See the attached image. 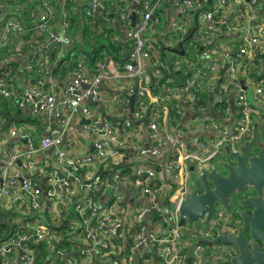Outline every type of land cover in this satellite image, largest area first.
<instances>
[{
	"label": "built area",
	"instance_id": "obj_1",
	"mask_svg": "<svg viewBox=\"0 0 264 264\" xmlns=\"http://www.w3.org/2000/svg\"><path fill=\"white\" fill-rule=\"evenodd\" d=\"M39 1L43 11L36 14L37 19L27 31L20 23L21 16L14 13L6 15L0 0V96L12 99L16 107L27 112L52 115L59 124V129L44 134L38 143L25 130L18 127L9 129L10 137L25 139L24 149L16 146L8 149L0 138V211L6 207H16L23 214L22 219L12 221L15 225L0 240V257H3L0 264H219L225 260V254H232L231 246L197 241L200 237L208 240L214 238V227L225 224L223 213L217 212L208 226H190L178 208L181 199L190 191V182L191 188L193 186L189 174L198 172L204 165L211 167L212 161L219 158L226 146L235 151L237 145L249 136L253 112L248 94L258 102L264 97V83L248 75L252 66L245 62L242 75L237 79L240 66L226 60V54L213 57L211 51L203 50L202 65L192 78H185L180 87L168 91L164 96L152 94L145 80V61L150 57L149 38L145 32L149 23L159 22L154 14L165 0H130L138 9H129L126 3L121 6V26L131 41L124 71L109 66L105 60L99 66L98 74L88 79L81 72V62L77 61L72 78L66 85L67 95L56 101L52 93L40 88L44 83L42 77L52 76L48 66L49 48L52 43L66 46L71 39L67 35L68 23L65 20L58 22L56 28L47 30L52 26L49 23L54 19L53 11L49 0ZM106 1L88 0L86 17H100L108 21ZM255 1L249 0L251 3ZM26 2L32 3L33 0ZM201 2L205 0H170L179 15L187 12L197 15L196 9L200 8ZM215 2L200 14L205 28L215 30L222 27L233 33L240 30L238 21L231 25L226 16L216 15L225 6L226 0ZM132 13L137 19L133 25ZM34 15L35 11L32 10L30 16ZM176 28H182V24L170 20L165 32ZM30 31L34 37L44 35V41L38 45L27 43L33 48L30 54L32 60L19 57L24 62V74L32 77L29 85L20 88L17 87V76L12 71L13 63L19 59H15V54L19 52L12 54L9 49L13 39ZM194 37L203 46L207 44L201 33L194 34ZM176 41L177 37L168 39L164 44L173 46ZM243 43L238 49L239 56L261 52L259 35L246 36ZM227 62L225 73L233 89V110L224 122L206 118L203 124L198 125L199 138L191 149L183 138L187 132H180L184 110L177 109L178 119L172 117L169 100L191 91L200 95L213 94L222 77L219 72ZM121 75L132 81L126 91L135 95L132 117L111 121L105 116H96L88 103L98 100L102 84ZM229 90L227 87L225 95L215 99L218 102L227 99ZM119 96L123 95L119 93ZM63 107L68 109V114L62 112ZM123 109L127 113L130 111L127 106ZM197 111L205 114L207 104L199 105ZM72 116L89 119V122L82 124V129L92 140V151L83 157L69 159V144L64 142V133ZM115 122L121 128L116 127L118 124ZM133 122L137 123L142 135L144 131L141 130H145L150 141L148 145L136 140L137 136L128 131ZM49 148H52V152L43 155L45 162L41 165L46 169L44 175L48 177L45 187L40 184L42 180L36 178L31 159L36 153ZM97 159L105 164L101 171L95 163ZM153 161L158 166L157 170L148 167ZM93 165L96 170L92 177L79 176L80 167L93 168ZM101 172L105 175H101ZM169 182L175 188L167 195ZM127 183L134 188L137 200L144 203L133 207L129 222L123 207V187ZM103 192L108 194L104 206L98 203ZM25 196L29 199L28 211L21 207ZM61 203L68 205L71 222H66L67 213L60 209ZM147 212L150 213V220L145 217ZM155 223L164 225L166 231L156 232ZM150 224L153 229H150ZM126 239H130L128 246ZM150 254L152 257H147ZM189 257L191 263L187 262Z\"/></svg>",
	"mask_w": 264,
	"mask_h": 264
},
{
	"label": "crops",
	"instance_id": "obj_2",
	"mask_svg": "<svg viewBox=\"0 0 264 264\" xmlns=\"http://www.w3.org/2000/svg\"><path fill=\"white\" fill-rule=\"evenodd\" d=\"M53 0H51L52 2ZM56 1V0H55ZM61 5L66 4V6H70L74 3V0H58ZM88 0H76L77 5H81L82 7L77 8L78 12L82 13V16L84 15V27L82 26V31L85 33L87 32V27H92L96 31V35L98 39L95 40V38L92 35H88L85 38L90 40V42H93L94 44L97 45L100 41L103 42V48L102 52L99 54H95L96 57L90 61L89 58L86 57L85 53L83 55H76L78 50L73 49L74 46H64V51L60 50L58 52V60L54 61V67L55 70L58 69V72H55V74L51 77L49 76H43L42 80L44 81L41 89L52 93L56 101H60L63 97H65L66 94V85L70 82L72 78V72L75 67V63L77 61H80L82 64L81 72L88 78L92 79L96 74H98L99 71V66L103 61L108 62L109 66H113L115 69H118L119 71H124V64L129 60L128 58V53L129 50L126 49L124 50L123 48L120 49L119 55L125 54L124 59L122 58H115L113 55V52L111 50V45L116 42V41H121L122 46L125 40H127V36L125 33V29L121 26V21L122 17L119 16H113L112 14L109 16L111 17L108 21L102 20L100 17H86L85 15V7L87 5ZM120 0H107L106 4L108 2V6L110 5L109 3H116L117 6L120 9V14H121V6ZM57 2V1H56ZM212 6L216 4L215 0L210 5ZM209 5V6H210ZM208 6V8H209ZM211 6V8H212ZM54 19L51 21L52 27L58 26V22L65 20L68 23L67 20V12L65 11V6L58 7L57 4H52L50 5ZM207 8V9H208ZM160 10V16H159V22L158 23H149L147 29H146V36L150 39V44H149V51H150V57L145 61V80L147 84L151 85V78L152 75L149 72V68L154 65V63H161V60L159 59L158 56V45L156 44V39L158 37L162 38V33L166 31V27L168 26L170 20H174L180 24H182V30L185 31V29H188L189 27L192 26L195 21L198 20V22L202 23L201 28L204 31H207L205 28V25L202 21V15L199 19H197L196 14L194 13H186L179 15L175 12V9L173 5L170 4V0H165L161 3V7H159L156 12ZM206 9V10H207ZM109 10V9H108ZM133 15V13H132ZM135 15V14H134ZM218 16H226L228 22L233 25L237 21L240 23L241 28L240 30H236L235 33L226 31L224 28L219 27L218 29L215 30H208L209 31H215L214 33L211 34V37H209V43L208 47L209 49H204V46H200V51L201 53L198 52V49L196 44L190 43L187 45H184L185 49L189 52L188 56L182 57L179 62L183 63H173L172 69L169 70V77H167L168 81L172 84L178 79V77L183 73V68H184V73H187L186 77H193L196 73L197 70L201 67L202 65V51L203 50H209L211 51V55L213 57H223L225 54L227 55L226 60H229L230 62H233L237 65L240 66V68L237 71V74H240L243 71L242 65L246 63L250 64L252 67L248 71V75L250 77H254L256 81H260L262 84L264 83V77L259 76L258 74H255L254 72L259 70L261 68V63L260 60L264 59V0H256L255 3L249 2V0H226V4L223 8L219 9L216 13ZM156 17V16H155ZM137 21L136 17L134 19ZM133 21V20H132ZM181 21V22H180ZM186 28H185V25ZM105 26L109 28H114V31L107 35V39L104 41L100 37V33L105 34ZM116 29V32H115ZM72 27L68 31V34L72 33ZM118 31H122V34H118ZM211 33V32H210ZM106 35V34H105ZM251 35H256L260 37L261 39V54L262 57L258 58V62L255 63L256 56L255 54H249L246 55L244 54L243 56L238 55V49L239 46L243 45V38L246 36H251ZM83 36L79 35V41L80 45H85L87 43L86 39ZM154 39V40H151ZM16 40L17 38L13 39L12 41V46L16 45ZM155 44V45H154ZM17 46H21L20 43H17ZM69 48V52L66 54V49ZM252 46H250V49ZM123 49V50H122ZM181 53H184L181 51ZM252 53V52H250ZM31 54V53H30ZM29 54V55H30ZM19 55V54H18ZM233 55H237L238 58H232ZM62 56L64 57L62 59ZM170 58V55L166 56V60ZM32 60V56L30 55L27 58V61ZM187 60V61H185ZM249 60V62H248ZM257 60V59H256ZM185 61V62H184ZM238 61V62H236ZM184 63L186 65H184ZM228 63V62H227ZM24 62L19 58L17 62L13 63L12 66V71L13 73L17 76V87H26L29 85L32 81V77H27L24 73ZM63 64H66L67 66L69 65L72 67V69L65 67ZM62 65V66H61ZM74 66V67H73ZM65 67V68H62ZM67 68V69H66ZM228 68V67H227ZM70 69V70H69ZM155 70H158L156 73ZM178 70V71H177ZM222 70V69H221ZM106 71V69H105ZM177 71L176 75L174 76V72ZM153 73L156 75L159 73V69H154ZM219 72V74L222 76L221 79L217 82L216 90H214L213 94H210L209 100L206 102L207 103V111L205 114H202L198 112V97H200V94H195L191 91L188 93H184L180 96L173 97L171 99H177L178 102L181 103V110H184V115L181 119V126H180V132L184 133L183 138L187 143V147L193 148L195 145V141L197 138H199V134L197 133V130L199 128H196L198 125L203 124L205 119H214L219 121L224 122L228 117H230V112L233 110L232 109V94H233V89L231 85H229V81H227L228 76L225 73ZM109 74V73H107ZM224 74V75H223ZM242 75V74H241ZM131 79L128 77L121 75L118 78H110L108 80V83L102 84L100 86V96L97 101L95 102H89L88 104L90 105V108L93 109L94 114L99 117H107L111 121H116L117 119H120L128 116L132 117V112L129 111L128 113L124 111L123 107L127 106L130 110V104L128 100V96L130 94L126 93L127 91V86L131 83ZM225 84H228L227 87H229V92H228V98L223 100L225 102H228V107L226 106V109L222 105L219 106L216 97L220 95H225V89L227 88ZM177 86V85H175ZM180 87V86H179ZM178 88V87H176ZM175 88V89H176ZM175 89H170L169 86H165V89H161L159 92L152 93L151 90L150 92L155 95H165L168 91H175ZM121 93L123 95L122 97H117V94ZM127 94V95H125ZM4 98H1L0 96V101H3ZM170 99V100H171ZM231 99V101H230ZM222 101V102H223ZM10 104V107H16L14 103L11 101H7ZM260 102V101H259ZM134 103H135V98H134ZM5 108H1L0 106V138L3 140V144L8 148L12 149V146H16L17 148L24 149L26 147L25 139H18L17 137H10L8 132L9 129L13 127H18L19 129L27 131L30 135H32V139L38 143L40 137H42L44 134L48 133L49 131H52L54 129H59V124L57 120L52 116V115H38V114H33L31 113L32 116L38 117L39 122L38 123H28V124H21V123H15L11 121H7L4 119V116L2 111ZM24 110V109H23ZM12 112V111H10ZM62 112L64 114H68V109L66 107L62 108ZM209 113H215L217 116H211ZM219 114V115H218ZM254 116V114H253ZM82 119L80 116H72L70 123L68 124L66 131L64 133V142L69 144V148L67 149V157L69 159L77 158V157H83L84 155L90 153L92 151V140L89 138L85 132H83L82 129ZM191 121V122H189ZM86 123V122H85ZM116 125L118 124L115 122ZM191 123V127H190ZM253 123V122H252ZM117 127V126H116ZM121 128V127H120ZM128 131L137 136V139L139 142L142 144H149V140L147 137V134L145 130L143 135L139 132V126L136 123V126L131 127L128 129ZM48 155V153H45L44 151L42 153H36L34 157L31 159L32 163L35 165V170H36V178L41 181V185L45 186L47 185V180L48 177L45 174L46 169L41 167V165L45 162V156L43 155ZM89 166V165H88ZM152 167L153 169L157 170L158 166L157 164L153 161L151 165H148V167ZM94 170H96V167L93 165V168L89 167L86 170L83 171L82 176L85 178L92 177L94 174ZM191 170V167H190ZM199 172V171H198ZM198 172H194L192 175L191 173L189 174V179L191 181V178L195 180ZM42 175V177H41ZM124 188V193H125V202L123 203V207L125 208L126 214V220L129 222L132 219V215L134 212L133 205L135 203H140L144 204L142 201L139 199L137 200V195L135 194L134 188L130 186L128 183L123 187ZM175 186H173L172 182H169L168 188H167V195H170V193L174 190ZM189 188H191V182L189 185ZM108 199V194L104 193L102 196L99 197L98 203L102 206L106 205ZM24 203L21 206L23 209L28 211V197L25 196L23 198ZM68 205L65 203L60 204V209L64 210L67 213V218L66 222H71L72 219V214L68 212L67 210ZM2 212L1 220L3 221H8L9 219L13 220H20L22 219V212L19 211L16 207H6ZM4 212V213H3ZM74 222V221H72ZM75 223V222H74ZM151 225V224H150ZM149 225V226H150ZM156 226V232H165L166 227L162 224L155 223Z\"/></svg>",
	"mask_w": 264,
	"mask_h": 264
},
{
	"label": "trees",
	"instance_id": "obj_3",
	"mask_svg": "<svg viewBox=\"0 0 264 264\" xmlns=\"http://www.w3.org/2000/svg\"><path fill=\"white\" fill-rule=\"evenodd\" d=\"M27 0H1L3 6H4V12L6 13V15H11V14H19L20 17V23L22 24V26L28 31V28L32 26V24L34 23V21L37 19V15L38 13L43 11V8L40 4L39 0H33L32 3H27ZM57 1V2H56ZM53 0L51 2V0H49V4L52 6V4H57L58 7H62L65 6V11L67 12L68 16L66 17L68 20V28H67V35L69 36V38L71 39V43L68 44L67 46L71 47L74 46V50L77 48H80V50H78V52L76 53V55L74 56H78V55H83L85 53L86 57L90 59V61H92L97 53H101L102 52V48L103 46V42H99L97 45L94 44V41L96 39H98L97 35H96V31L92 28V27H87V32H83L82 31V26L84 27V15L82 16L81 12H78L77 8L82 7L81 5H77L76 4V0H74V3L70 6H66V4L61 5V3L58 0ZM73 1V0H71ZM152 2V0H151ZM128 4L129 5V9L132 10H137L138 6L137 5H133V3L130 0H120V4L118 1L119 5L122 4ZM210 3H212V0H205V2H201L200 8L196 9L198 14L196 15L197 19L200 18V14H202L210 5ZM110 5L108 6V2L106 4L105 10L108 12V18L110 19L111 17L109 16V14L113 15V16H119L122 17V13L120 14V9L117 6L116 3H109ZM109 9V10H108ZM34 10L35 11V15L34 16H30V12ZM160 10L159 9L157 12H155L154 16H156L159 19L160 16ZM196 12V13H197ZM189 13V12H187ZM181 22V21H180ZM184 23V22H182ZM51 26V23H49ZM185 25V23H184ZM201 23L197 21H195V23L192 24L191 27H189L188 29H185V31H183L181 28H176L174 30H171L169 32H163L162 33V38L158 37L156 39V44L158 45V56L159 59L161 60V63L157 64L154 63V65H152V67L149 68V72L152 75V80H151V85H150V90L152 93H156L159 92L162 88L165 89V86H169L170 89H175L176 87H179L183 84L185 78H187V73H184V68H183V73L178 77V79L172 84L168 81L167 77H169V70L172 69V65L175 62L177 63H183L179 62L178 60H180L182 57H186L188 56L189 52L185 49L184 45L190 44V43H194L196 44L198 52L201 53L200 51V46H203L200 42H198L196 40V38L194 37V34L196 33H201V35L205 36V40L207 42V44L204 46V49H209L208 47V43H209V37H211V34L214 33L215 31H204L201 28ZM72 27V33L68 34V31L71 29ZM105 34L104 33H100V37L105 41L107 39V35L111 34L114 31V28H109L105 26ZM124 28V27H123ZM186 28V25H185ZM54 29L52 26L49 27L47 30H51ZM116 32V29H115ZM211 32V33H210ZM117 33L120 35L122 34V31H118ZM79 35L83 36L84 38L88 35H92L95 40L93 42H90V40H88L87 38L86 41L87 43L85 45H80V41H79ZM178 38V41H176V43L173 46H167L164 44V42L166 43V41L168 39H173V38ZM154 40V39H151ZM44 41V35L43 36H39V37H34V34L30 31V33H26L24 35H20L18 36L17 40H16V45H13L9 51L12 52V54L14 52H19L18 54H15V59H18L19 57L23 56V59H27L28 55L30 53H32L33 48L27 46L28 42H32L34 43V45H38L41 42ZM17 43H20L21 46H17ZM149 44H150V39H149ZM155 45V44H154ZM123 48L124 50L126 49H130L131 48V41L127 38V40L124 41L123 46H122V42L121 41H116L111 45V50L113 52V55L115 58H122L124 59L125 54L119 55V51L120 49ZM122 49V50H123ZM49 68H50V74H55V72H58V69L55 70L54 67V61L58 60L59 58L58 56V52L60 50L64 51V46H60L59 44H55L52 43L50 44V48H49ZM181 51H183L184 53H181ZM69 52V48L66 49V54ZM101 55V54H100ZM170 55V58L166 60V56ZM84 56V55H83ZM256 59L254 60L255 63L258 62V58L262 57L261 52L256 51L255 53ZM64 57L62 56V59ZM232 58H238L237 55H233ZM187 61V60H185ZM184 61V62H185ZM238 62V61H236ZM65 67L72 69V67H70L69 65L67 66L66 64H63ZM184 65H186L184 63ZM62 66V65H61ZM62 67V68H65ZM74 67V66H73ZM239 67V65H238ZM66 68V69H67ZM159 69V73L158 74H154L153 70L154 69ZM69 69V70H70ZM178 71V70H177ZM177 71L174 72V76L176 75ZM242 72L240 74L237 75V79H240ZM34 83H36V79L33 80ZM177 85V86H175ZM198 103L197 105H201V104H207L206 102L209 100L210 96L208 94H201L200 97H198ZM7 101H12V99L8 100V99H3V101H0V106L1 108H5L2 111H4V113H2V115L4 116V119L7 121H11V122H15V123H21V124H34V123H38L39 122V118L38 117H34L31 115L30 112H27L26 110H23L21 108L18 107H10V104ZM228 102H218L217 105L224 107L226 109V106L228 107ZM169 112L170 115L172 117H176V119H178L179 115L177 113V109L181 108V103L177 101V99H171L169 100ZM12 111V112H10ZM147 121V120H146ZM136 126V123H132L131 127ZM96 164L99 165V170L101 171L103 169V167L105 166L104 163H101L98 159L95 161ZM87 168L85 167H80L78 170V174L81 178H85L82 176V173L84 170H86ZM101 175H105L104 172H101ZM140 203H135V205H133V207L138 206ZM1 216H2V212L0 211V240H2V238L6 235V233L9 231V229L14 226L15 224L12 222L11 219H9L7 222L1 220ZM132 229H134V227H131ZM128 241L127 246L130 244V239H126ZM110 256H115L114 254H110ZM152 257V255H148L147 257ZM7 258V257H4ZM3 257H0V261H2Z\"/></svg>",
	"mask_w": 264,
	"mask_h": 264
},
{
	"label": "water",
	"instance_id": "obj_4",
	"mask_svg": "<svg viewBox=\"0 0 264 264\" xmlns=\"http://www.w3.org/2000/svg\"><path fill=\"white\" fill-rule=\"evenodd\" d=\"M135 15H132V25L134 24ZM261 68L255 71L261 77H264V59L260 60ZM228 67L226 63L221 70L223 73ZM264 86V85H263ZM102 87H104L102 85ZM134 98L135 95L128 96L130 111H134ZM248 100L251 105L253 116L252 131L249 139H246L243 143L239 144L237 149L239 153H234L225 147L229 155H234L236 158L235 164L232 162H220L221 169L215 167V161H212L211 167L204 165L200 168L196 180H193V186L190 191L185 195L179 203V213L186 217L188 223L201 219L206 223L217 214L218 208L222 207L228 214L231 213L232 207L230 202H233V206L238 207L234 212L239 217V223L248 229L249 237H252V230L250 226H246L244 223L248 218V214L243 211L240 206L246 205L248 202H252L251 205L255 206L253 211V217L259 216L260 219H264V201L260 197H248L245 200H238L236 197H232L230 194L235 191H241L245 185L258 186L264 181V173L260 172L259 166L264 167V101H254L252 96L248 94ZM211 116H217L215 113H209ZM219 115V114H218ZM82 122H89V119H82ZM121 127L120 124L117 125ZM261 149L258 156H251L252 153ZM50 154L52 148L44 151ZM248 166H245L244 163ZM224 169L225 174L219 171ZM196 183L199 186H196ZM147 220H150V213L145 215ZM214 231L215 236L213 239L198 238V242H205L208 245L212 243H224L225 245L235 247L236 254H225V260L220 261L219 264H244L241 261L243 254H249L251 258H254V250L247 251L242 247L240 242L239 231L236 222H225L222 226ZM228 228V230H226ZM150 229H153V225H150ZM188 263H191V258L187 259Z\"/></svg>",
	"mask_w": 264,
	"mask_h": 264
},
{
	"label": "flooded vegetation",
	"instance_id": "obj_5",
	"mask_svg": "<svg viewBox=\"0 0 264 264\" xmlns=\"http://www.w3.org/2000/svg\"><path fill=\"white\" fill-rule=\"evenodd\" d=\"M252 131V126L250 127L249 136L246 139H249L250 134ZM244 139L242 143L246 140ZM239 145V144H238ZM237 145V146H238ZM230 149V148H229ZM261 149L255 151L251 154V156H258ZM234 153H239L238 150H235ZM232 162L235 164L236 158L234 155H229L224 148L223 153L219 156V158L215 161V167L217 169H221L222 167L219 165L220 162ZM245 166L248 164L245 162ZM261 169L260 172L264 173V167L259 166ZM222 174H225V170L222 169L219 171ZM232 197L238 198L239 200H245L248 197H255L264 201V181L262 184L258 186V189L255 185H245L244 189L241 191H235L234 193L230 194ZM252 202L246 203V205L240 206L245 213L248 214V218L244 223L246 226H250L252 230V237H249L248 229L245 226L239 223V217L235 214V210L239 209L238 207L233 206V202L231 201L232 211L228 214L222 207L218 208V212L221 211L225 217V222H236L239 231L241 232L242 236H240V242L243 248L247 251L254 250V258H251L249 254L244 255L241 258V261L244 264H264V219H260L259 216L253 217V211L255 206L251 205ZM236 248L232 247V254H236Z\"/></svg>",
	"mask_w": 264,
	"mask_h": 264
},
{
	"label": "rangeland",
	"instance_id": "obj_6",
	"mask_svg": "<svg viewBox=\"0 0 264 264\" xmlns=\"http://www.w3.org/2000/svg\"><path fill=\"white\" fill-rule=\"evenodd\" d=\"M169 25H170V22H169L168 26H167L165 29H167V28L169 27ZM261 101H264V97L262 98ZM261 101H260V102H261ZM189 122H191V121H189ZM196 178H197V176H196ZM196 178H195V180H196ZM196 186L198 187L199 184L196 183ZM188 224H189V223H188ZM208 224H209V221H207L206 223H204L203 220H201V219H197V220L191 222V225H190V224H189V225H190V226H202V225H204V226H208ZM217 229H220V228H219V227H214V231L217 230ZM226 230H228V228H226ZM214 231H213V232H214Z\"/></svg>",
	"mask_w": 264,
	"mask_h": 264
}]
</instances>
